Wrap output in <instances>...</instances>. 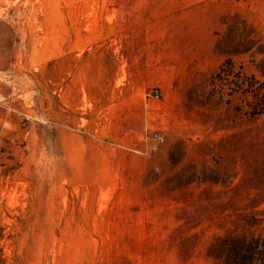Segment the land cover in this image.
Instances as JSON below:
<instances>
[{"label": "rangeland", "instance_id": "374dc122", "mask_svg": "<svg viewBox=\"0 0 264 264\" xmlns=\"http://www.w3.org/2000/svg\"><path fill=\"white\" fill-rule=\"evenodd\" d=\"M264 0H0V264H264Z\"/></svg>", "mask_w": 264, "mask_h": 264}, {"label": "trees", "instance_id": "16d2710c", "mask_svg": "<svg viewBox=\"0 0 264 264\" xmlns=\"http://www.w3.org/2000/svg\"><path fill=\"white\" fill-rule=\"evenodd\" d=\"M254 109L257 111V114H264V100L261 99L259 105L255 106Z\"/></svg>", "mask_w": 264, "mask_h": 264}]
</instances>
